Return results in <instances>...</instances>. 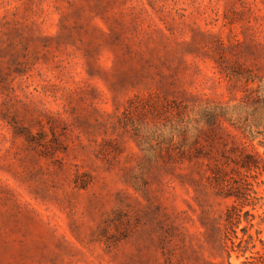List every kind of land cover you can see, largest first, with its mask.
I'll return each instance as SVG.
<instances>
[{"label":"rangeland","instance_id":"1","mask_svg":"<svg viewBox=\"0 0 264 264\" xmlns=\"http://www.w3.org/2000/svg\"><path fill=\"white\" fill-rule=\"evenodd\" d=\"M0 264H264V0H0Z\"/></svg>","mask_w":264,"mask_h":264},{"label":"trees","instance_id":"2","mask_svg":"<svg viewBox=\"0 0 264 264\" xmlns=\"http://www.w3.org/2000/svg\"><path fill=\"white\" fill-rule=\"evenodd\" d=\"M249 158V156H247ZM249 166V162L243 160V167H248ZM231 219V217H229Z\"/></svg>","mask_w":264,"mask_h":264}]
</instances>
